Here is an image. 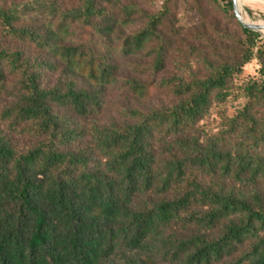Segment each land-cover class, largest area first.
Listing matches in <instances>:
<instances>
[{"label": "trees", "instance_id": "obj_1", "mask_svg": "<svg viewBox=\"0 0 264 264\" xmlns=\"http://www.w3.org/2000/svg\"><path fill=\"white\" fill-rule=\"evenodd\" d=\"M208 1L0 0V264H264V39Z\"/></svg>", "mask_w": 264, "mask_h": 264}, {"label": "rangeland", "instance_id": "obj_2", "mask_svg": "<svg viewBox=\"0 0 264 264\" xmlns=\"http://www.w3.org/2000/svg\"><path fill=\"white\" fill-rule=\"evenodd\" d=\"M157 8H160L166 0H152ZM201 5L203 7V12L207 16V23L217 22L220 19L221 12L214 8L208 0H200ZM255 1V0H249ZM234 4V2H233ZM221 6L227 7L226 3H221ZM243 14L251 20L253 23H264V7L259 4H246L244 3L242 6ZM239 10H241L239 6ZM241 12V11H240ZM234 13V11H233ZM202 12L194 6L191 2L189 5L181 4L178 9V16L180 19V24L183 28L190 29L195 27L202 21ZM235 16V14H234ZM236 17V16H235ZM244 21V20H243ZM232 31L236 28L232 24L229 26ZM256 33V32H255ZM260 35V39H264L263 35ZM258 75V64L257 62H253L252 64L248 65L245 69V73L242 79H246L249 77H254ZM113 105L112 107L116 111L119 106L120 97L119 94L113 95ZM245 101L242 99H231L222 110H214L211 114L209 119V124L211 125V130L213 133L217 132L220 125L224 122L225 118H232L234 117L238 110L244 105Z\"/></svg>", "mask_w": 264, "mask_h": 264}, {"label": "bare ground", "instance_id": "obj_3", "mask_svg": "<svg viewBox=\"0 0 264 264\" xmlns=\"http://www.w3.org/2000/svg\"><path fill=\"white\" fill-rule=\"evenodd\" d=\"M234 2V8L238 11V13L242 16L244 22L246 24L253 25L259 29V31L264 35V23H253L251 22L250 19H248L244 14H243V9L242 6L244 3L246 4H258L256 1H249V0H232ZM239 6L241 10H239ZM241 11V12H240Z\"/></svg>", "mask_w": 264, "mask_h": 264}, {"label": "water", "instance_id": "obj_4", "mask_svg": "<svg viewBox=\"0 0 264 264\" xmlns=\"http://www.w3.org/2000/svg\"><path fill=\"white\" fill-rule=\"evenodd\" d=\"M233 11H234V14L236 16V18L238 19V21L243 25V27H245L246 29L252 31V32H256V33H260L262 34L259 29L253 25H250V24H246L244 21H243V18L242 16L238 13V11L233 7ZM263 35V34H262ZM264 37V35H263Z\"/></svg>", "mask_w": 264, "mask_h": 264}, {"label": "crops", "instance_id": "obj_5", "mask_svg": "<svg viewBox=\"0 0 264 264\" xmlns=\"http://www.w3.org/2000/svg\"><path fill=\"white\" fill-rule=\"evenodd\" d=\"M259 5L264 7V0H255Z\"/></svg>", "mask_w": 264, "mask_h": 264}]
</instances>
